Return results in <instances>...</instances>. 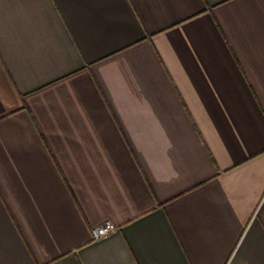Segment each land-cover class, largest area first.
I'll list each match as a JSON object with an SVG mask.
<instances>
[{
    "label": "crops",
    "instance_id": "crops-1",
    "mask_svg": "<svg viewBox=\"0 0 264 264\" xmlns=\"http://www.w3.org/2000/svg\"><path fill=\"white\" fill-rule=\"evenodd\" d=\"M0 264H264V0H0Z\"/></svg>",
    "mask_w": 264,
    "mask_h": 264
},
{
    "label": "built area",
    "instance_id": "built-area-1",
    "mask_svg": "<svg viewBox=\"0 0 264 264\" xmlns=\"http://www.w3.org/2000/svg\"><path fill=\"white\" fill-rule=\"evenodd\" d=\"M116 229L115 225L111 222H106L100 226L93 228L92 232L95 238H101L112 233Z\"/></svg>",
    "mask_w": 264,
    "mask_h": 264
}]
</instances>
